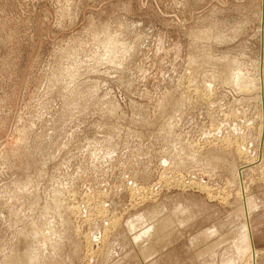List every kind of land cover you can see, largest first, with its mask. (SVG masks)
Listing matches in <instances>:
<instances>
[{
	"label": "rangeland",
	"instance_id": "1",
	"mask_svg": "<svg viewBox=\"0 0 264 264\" xmlns=\"http://www.w3.org/2000/svg\"><path fill=\"white\" fill-rule=\"evenodd\" d=\"M0 264H264V0H0Z\"/></svg>",
	"mask_w": 264,
	"mask_h": 264
},
{
	"label": "bare ground",
	"instance_id": "2",
	"mask_svg": "<svg viewBox=\"0 0 264 264\" xmlns=\"http://www.w3.org/2000/svg\"><path fill=\"white\" fill-rule=\"evenodd\" d=\"M220 242H217L215 246H217Z\"/></svg>",
	"mask_w": 264,
	"mask_h": 264
}]
</instances>
